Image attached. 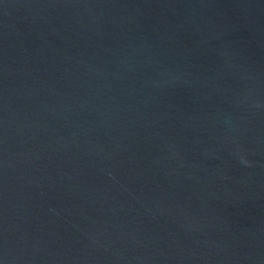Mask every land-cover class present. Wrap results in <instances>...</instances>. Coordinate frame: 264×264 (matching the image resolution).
<instances>
[{"label": "water", "instance_id": "water-1", "mask_svg": "<svg viewBox=\"0 0 264 264\" xmlns=\"http://www.w3.org/2000/svg\"><path fill=\"white\" fill-rule=\"evenodd\" d=\"M0 264H264V0H0Z\"/></svg>", "mask_w": 264, "mask_h": 264}]
</instances>
